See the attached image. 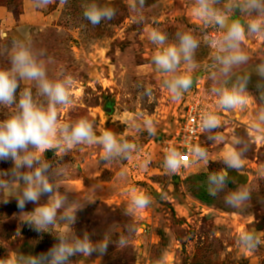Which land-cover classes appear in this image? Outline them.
<instances>
[{
	"label": "rangeland",
	"instance_id": "rangeland-1",
	"mask_svg": "<svg viewBox=\"0 0 264 264\" xmlns=\"http://www.w3.org/2000/svg\"><path fill=\"white\" fill-rule=\"evenodd\" d=\"M24 1L0 0V12L8 11L17 18L23 12ZM86 2L89 0H68L66 5H60L56 0L41 8L52 17L45 24L6 27L0 17V31L8 33L7 40H0V47H10L13 38H23L22 33H27L34 49L44 51L42 58L51 59L47 64L50 77L61 72L73 77V104L60 109L61 123L86 117L94 123L98 136L108 130L138 146L132 159L112 164L101 160L99 145L78 146L65 156L55 150L45 153L54 166H67V174L60 178L62 183L78 180L69 184L71 189L85 191L89 187L95 193V203L77 213L74 227L77 235L87 231L93 242L102 239L105 232L113 241L117 235L129 238L128 247L123 250L117 249L113 242L101 259L93 253L90 257H73L70 264H157L161 260L163 264H264V246L248 252L236 242L238 234L245 230L264 238V134L251 132L249 128L261 106L255 87L259 79L255 66L264 62V40L245 44L251 59L236 72L251 74L248 90L257 103L239 116L218 112L222 126L217 131L229 143L233 136L244 137L249 143L243 169L228 170L226 191L238 186L251 190L247 204L236 209L225 205L223 193L211 197L206 190L207 174L224 167L222 157L227 150L226 144L209 141L208 133L200 142L209 152L208 165L193 162L181 176H173L163 167L161 143L175 130L189 103L197 97H202L204 102L208 100L206 105L213 102L206 93V78L212 71L206 46L201 45L197 50L202 66L192 74L194 85L179 101L171 100L163 86L165 77L151 63L156 45L147 39L148 29L166 32L170 42L178 30L200 31L201 24L192 13L191 0H146L142 23H137L129 12L128 0H96L117 10L114 19L96 26L83 17L81 5ZM8 67L7 55H0V68ZM25 87L32 89L36 99L43 100L36 96L33 82L21 81L20 90ZM148 88L152 90L151 100L145 92ZM12 111L14 106L0 105V120ZM145 119L154 122V136L132 127L136 124L143 129ZM11 166V161H0V169ZM132 188L149 194L153 203L130 217L125 215V207ZM46 197L42 196L41 202ZM34 207L29 203L25 211ZM18 213L15 199L0 203V258L18 253L38 254L55 243L52 235L38 234L19 222Z\"/></svg>",
	"mask_w": 264,
	"mask_h": 264
},
{
	"label": "clouds",
	"instance_id": "clouds-1",
	"mask_svg": "<svg viewBox=\"0 0 264 264\" xmlns=\"http://www.w3.org/2000/svg\"><path fill=\"white\" fill-rule=\"evenodd\" d=\"M56 0H32L36 9L47 8ZM66 5L68 0H59ZM192 13L200 22L201 29L178 30L174 41H169L168 34L159 28L147 30V39L156 45L151 57L154 70L165 79L163 86L170 94L172 101H179L194 85L193 73L202 66L197 59V50L201 45L209 49L207 58L211 60L212 71L207 76L206 93L213 100L212 111H205L200 117V130L208 133L207 139L216 144H226L227 150L222 157L223 168L209 172L206 178V190L211 197L224 194L226 206L241 209L251 198V190L238 186L226 191L229 184L228 170L241 171L245 164L248 140L233 136L231 142L217 131L221 128V117L218 112L234 113L239 116L250 105L257 103L248 85L251 74L237 75V70L247 65L251 59L245 48L253 40H264V0H191ZM129 12L134 20L142 23L145 20L146 0H128ZM83 17L93 26L102 21L112 20L117 10L109 5H101L96 0H89L81 5ZM209 29L212 31L209 32ZM23 38H13L11 46L0 47V55H7L10 67L0 68V105L13 108L14 111L0 120V161H11V167L0 169V203L7 204L15 199L19 210V219L38 234H50L55 243L45 252L38 254L18 253L0 258V264H70L76 256H88L93 253L101 259L107 254L110 243L123 250L128 247L129 238L112 236L105 232L102 239L93 242L87 231L77 235L73 225L77 213L86 204L95 203L87 193L79 199L73 198L70 188L61 182L67 174V166H54L45 157L49 150H55L65 156L78 146L99 145L102 148L101 160L105 164L132 159L138 151L135 142L118 138L112 131L105 130L99 136L94 123L81 117L73 123L60 122V109L73 104L72 88L75 81L72 76L63 72L50 77L43 50H35L31 37L22 33ZM8 33L0 31V40H7ZM259 77L255 87L259 92L261 105L252 117L249 128L252 132L264 134V62L255 66ZM233 77H235L233 79ZM21 81L33 82L36 87L34 97L30 87L20 90ZM199 87V83L196 82ZM19 90V91H18ZM152 99V90H145ZM136 131L146 130L150 136L156 134L154 122L145 119L143 129L133 124ZM191 161L208 165L209 152L199 144L188 150ZM184 165V155L175 147L166 149L163 167L169 174H177ZM124 173H121L123 176ZM47 196L41 202L42 196ZM35 205L32 211H25L26 205ZM153 203L152 197L132 188L125 215L134 216ZM115 229L113 228V231ZM20 233V230L17 229ZM236 242L248 252H255L264 246V238L252 231H242ZM157 264H163L158 261Z\"/></svg>",
	"mask_w": 264,
	"mask_h": 264
},
{
	"label": "built area",
	"instance_id": "built-area-1",
	"mask_svg": "<svg viewBox=\"0 0 264 264\" xmlns=\"http://www.w3.org/2000/svg\"><path fill=\"white\" fill-rule=\"evenodd\" d=\"M202 99V97H197L189 103L183 111L175 130L169 133L161 143L160 151L164 156L166 149L169 147H175L184 155L183 167L179 173L172 174L173 176H181L188 170L189 166L192 165L193 162L188 155V150L193 145H200L205 134L200 130V117L203 112L213 110V102H210V105H206L205 102L209 101L206 100L204 102Z\"/></svg>",
	"mask_w": 264,
	"mask_h": 264
},
{
	"label": "crops",
	"instance_id": "crops-1",
	"mask_svg": "<svg viewBox=\"0 0 264 264\" xmlns=\"http://www.w3.org/2000/svg\"><path fill=\"white\" fill-rule=\"evenodd\" d=\"M53 16V15H52ZM0 17H2L3 24L6 27L16 25L18 27H23V26H30V25H36V24H45L49 23L52 19L51 15H48L47 12L44 13L43 10L41 9H36L32 6V0H25L24 5H23V12L18 15V17H14V15L8 11L5 12H0ZM27 83V81H26ZM78 181V180H76ZM76 181H64L63 184L70 188L69 184L71 182H76ZM71 189V188H70ZM73 192V196L76 199H79L80 196L84 193H87L92 199L95 195L93 192L92 188H86L85 191H81L80 189H71ZM47 199V197H46ZM45 199V201H46ZM88 206V204L85 205V207ZM84 207V208H85ZM19 219V215H18ZM19 222L20 221L19 219ZM75 227V224L73 225V228Z\"/></svg>",
	"mask_w": 264,
	"mask_h": 264
},
{
	"label": "water",
	"instance_id": "water-1",
	"mask_svg": "<svg viewBox=\"0 0 264 264\" xmlns=\"http://www.w3.org/2000/svg\"><path fill=\"white\" fill-rule=\"evenodd\" d=\"M53 153L52 152H49V155H52ZM176 181H178V180H176Z\"/></svg>",
	"mask_w": 264,
	"mask_h": 264
}]
</instances>
